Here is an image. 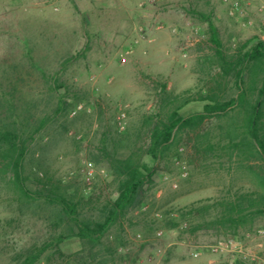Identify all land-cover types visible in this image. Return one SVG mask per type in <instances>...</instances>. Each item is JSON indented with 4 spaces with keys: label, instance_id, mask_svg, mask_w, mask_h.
Masks as SVG:
<instances>
[{
    "label": "rangeland",
    "instance_id": "obj_1",
    "mask_svg": "<svg viewBox=\"0 0 264 264\" xmlns=\"http://www.w3.org/2000/svg\"><path fill=\"white\" fill-rule=\"evenodd\" d=\"M263 1L244 0L242 17L233 18L221 0H0V119L30 129L45 121L25 158L27 188L39 190L37 178L60 183L61 193L81 200V217L99 218L117 196L100 158L104 136L109 145L119 139L144 149L146 122L174 98L206 93L210 75L219 73L208 22L232 54L247 40H264ZM222 85L223 98L234 96L233 77ZM203 104L191 102L180 112L201 111ZM119 107H126L123 130L116 123ZM232 115L180 134L177 155L173 149L155 164L142 204L120 217L101 243L70 237L34 264H264V237L257 234L264 214L235 231L218 226L189 232V225L214 218L215 208L167 227L180 212L256 189L226 147ZM119 151L128 152L123 145ZM88 162L95 170L90 187L82 173ZM9 178L0 177V264H24L32 251L76 228L43 197L18 201ZM228 238L259 262L205 248Z\"/></svg>",
    "mask_w": 264,
    "mask_h": 264
},
{
    "label": "trees",
    "instance_id": "obj_2",
    "mask_svg": "<svg viewBox=\"0 0 264 264\" xmlns=\"http://www.w3.org/2000/svg\"><path fill=\"white\" fill-rule=\"evenodd\" d=\"M208 32L209 41L215 47V63L219 69L218 74L210 75L211 88L195 97L182 100L174 98L168 103L171 106L159 114L155 121L151 122L150 119V122H146L144 131L148 144L144 149L130 142L122 144L123 141L119 139L111 140L109 145L106 135L102 139L100 158L106 163L109 175L116 184L117 196L101 209L97 219L81 217V200H74V196L61 193L60 183L55 185L37 178L41 188L36 192L27 188V178L23 174L25 158L30 142L44 128L45 121H40L30 129L16 119L11 122L0 119L1 179L10 176L7 183L16 193L18 201L30 204L43 197L48 205L59 207L64 217L76 228L75 232L56 236L54 243L50 241L32 251L24 264H34L47 249L56 247L70 237L85 240L91 245L101 243L109 228L120 217L142 204L145 188L149 189L153 185L155 164L168 159L173 149L174 156L177 155L179 135L195 132L206 120L227 117L231 112L233 115L226 128V147L230 155L238 159L239 167L250 173L256 189L180 212L178 218H169L167 227L177 228L181 220L202 216L215 208L220 211L214 218L189 225V232L196 233L218 226L235 231L244 227L256 215L264 214V40H247L236 47L234 53L229 54L224 50L218 30L211 22H208ZM228 77H233L235 93L230 98H223L222 83ZM191 102H203L202 110L189 115L181 114L180 110ZM122 145L127 149V154H120ZM236 264L244 263L237 261Z\"/></svg>",
    "mask_w": 264,
    "mask_h": 264
},
{
    "label": "built area",
    "instance_id": "obj_3",
    "mask_svg": "<svg viewBox=\"0 0 264 264\" xmlns=\"http://www.w3.org/2000/svg\"><path fill=\"white\" fill-rule=\"evenodd\" d=\"M221 1L224 5L228 7L230 16H232L233 18H239L240 16L242 17L243 12L241 6L244 0H221ZM260 9L261 11H264V1L261 2ZM246 24L247 23L244 22V25ZM121 59L124 61L123 55L121 56ZM80 108L81 107H79V109ZM125 120H126V107H119L118 115L116 117V123H117V127L120 130L124 129ZM82 173L84 175L86 184L90 187L92 184V180L95 176V170L93 164L91 162L86 163L82 169ZM257 234L261 237H264V230H258ZM205 248L211 254H215V255L224 254V255H229L232 258L239 257L243 260L250 261L252 263L259 262V257H257L255 254L251 252H245L242 246L238 242H236L233 238L218 240L213 244L206 246Z\"/></svg>",
    "mask_w": 264,
    "mask_h": 264
}]
</instances>
